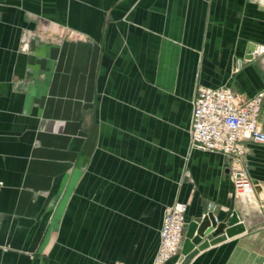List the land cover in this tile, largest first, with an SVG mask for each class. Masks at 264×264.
I'll use <instances>...</instances> for the list:
<instances>
[{
  "label": "crops",
  "instance_id": "crops-1",
  "mask_svg": "<svg viewBox=\"0 0 264 264\" xmlns=\"http://www.w3.org/2000/svg\"><path fill=\"white\" fill-rule=\"evenodd\" d=\"M263 48L264 0H0V264H153L178 203L169 264H264V144L241 158L254 202L190 149L200 87L263 94L264 132ZM211 210L245 232L188 249Z\"/></svg>",
  "mask_w": 264,
  "mask_h": 264
},
{
  "label": "built area",
  "instance_id": "built-area-1",
  "mask_svg": "<svg viewBox=\"0 0 264 264\" xmlns=\"http://www.w3.org/2000/svg\"><path fill=\"white\" fill-rule=\"evenodd\" d=\"M51 30L50 25L43 32ZM33 38L28 32L23 36L26 46ZM264 52V48L261 49ZM254 54V53H253ZM237 64L235 72L241 67ZM263 94L241 104L231 88L200 87L193 100V114L190 127V149L222 154L230 158V172L237 196L254 202L255 184L248 171L242 166L245 141L264 144V132L259 126V113ZM188 205L178 203L168 209L160 231V246L153 264H169L184 243L186 212ZM114 264H124L117 262Z\"/></svg>",
  "mask_w": 264,
  "mask_h": 264
},
{
  "label": "water",
  "instance_id": "water-1",
  "mask_svg": "<svg viewBox=\"0 0 264 264\" xmlns=\"http://www.w3.org/2000/svg\"><path fill=\"white\" fill-rule=\"evenodd\" d=\"M255 49L254 45L249 46L248 57H253ZM222 230H225V232L222 233ZM243 232H245V226L237 213H233L229 220L222 224L218 222L211 210L201 220L190 224L187 234L188 249L200 246L199 249L201 250L212 243H218Z\"/></svg>",
  "mask_w": 264,
  "mask_h": 264
}]
</instances>
